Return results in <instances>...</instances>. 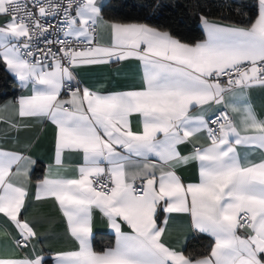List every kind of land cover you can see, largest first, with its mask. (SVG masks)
I'll use <instances>...</instances> for the list:
<instances>
[{
  "label": "snow or ice",
  "instance_id": "snow-or-ice-1",
  "mask_svg": "<svg viewBox=\"0 0 264 264\" xmlns=\"http://www.w3.org/2000/svg\"><path fill=\"white\" fill-rule=\"evenodd\" d=\"M0 15L9 17L0 24V62L29 92L14 110L55 125L57 166L70 153L83 161L76 174L50 171L37 184L35 199H54L74 242L46 258L25 214L29 189L17 179L34 161L0 150V214L14 226L5 235L12 252L30 249L23 257L0 251V264H264V120L246 104L239 124L222 109L209 115L226 94L264 86V0L247 24L202 16L206 39L191 46L147 24L105 21L96 0H0ZM49 17L64 26L62 39L45 37L55 30ZM97 27L108 31L106 46ZM128 58L142 66L138 88L102 93L73 85L79 65ZM133 115L142 129L133 130ZM184 143L192 144L188 155L178 150ZM255 150L259 160L251 158ZM189 161L199 163V182L186 185L176 168ZM93 208L115 232L114 245L100 252L92 245ZM158 209L188 214L193 229L213 238L208 252L193 258L163 240Z\"/></svg>",
  "mask_w": 264,
  "mask_h": 264
},
{
  "label": "crops",
  "instance_id": "crops-1",
  "mask_svg": "<svg viewBox=\"0 0 264 264\" xmlns=\"http://www.w3.org/2000/svg\"><path fill=\"white\" fill-rule=\"evenodd\" d=\"M96 3L102 9L107 3V0H96ZM7 19L9 17L0 15V24H3ZM209 21L219 24H231L215 20ZM201 29L204 34V39H206L203 25H201ZM95 35L100 45L106 46L109 43V34L106 28L97 27ZM4 66L8 74L14 79V82L16 81L21 88L19 79L7 68L6 64ZM73 71L76 76V80L73 81L74 85L76 82H79L81 88L88 87L102 93L131 90L138 88L142 83V66L135 58H128L122 61L113 59L107 64H82L75 67ZM235 91L239 93L240 89H236ZM19 94L18 98L21 95L29 94L28 89L21 88V93ZM62 97L70 98V94L68 96H63L62 94ZM18 98L0 105V150L16 152L34 161L33 164L27 166V178L19 177L17 179L25 182L29 189V199L26 201L27 212L25 214L40 235L41 242L35 245L36 250H43L46 258H48V254L54 255L57 252L72 249L74 242L67 234V221L59 209V205L53 198L36 200V187L38 182L44 179L50 171L52 173L58 172L61 176L76 174L78 167L83 163L82 155L78 153L65 154L64 167L57 166L55 164V125L47 118L19 117L13 108V104L18 101ZM228 103H235L238 110L233 111L231 107L225 108V104ZM245 104L251 107L257 119L264 120V86L254 84L251 87L245 88L243 89V96L239 98L232 94H226L222 104L210 105L213 113L209 115L214 114L216 110H226L231 114L233 122L239 124L242 119V111ZM193 114L195 115V113ZM12 122H15V127L12 126ZM131 126L133 130L142 129V124L139 123L135 115L131 117ZM205 142L203 139L196 141L197 146ZM177 147L182 155H188L193 151L192 144L184 143ZM237 147L240 148V146ZM240 151L247 153L248 149L240 148ZM261 154L260 150L252 151L251 158L259 160ZM152 159L153 162H156L157 158ZM38 165L44 166L43 174L39 180H34L32 175ZM176 173L186 185L189 183H198L199 163L198 161H189L187 164H181L177 166ZM158 216L161 226L166 227L162 239L177 251L184 252L189 239L194 238L198 234L209 237L213 241L212 237L192 228L190 217L186 213H166L158 209ZM165 217H170L166 225L163 223ZM123 227L125 229L127 228L126 225ZM7 231H14V226L6 223V218L0 214V251H3L5 254L11 253L23 257L30 249H16L12 252L11 241L5 235ZM98 233L112 234L115 237V232L108 223L107 217L103 216L99 209L93 208V238Z\"/></svg>",
  "mask_w": 264,
  "mask_h": 264
},
{
  "label": "trees",
  "instance_id": "trees-1",
  "mask_svg": "<svg viewBox=\"0 0 264 264\" xmlns=\"http://www.w3.org/2000/svg\"><path fill=\"white\" fill-rule=\"evenodd\" d=\"M102 17L109 22L142 23L168 32L182 43L195 45L204 40L201 17L231 24H247L258 15V0H107L101 9ZM21 93L18 83L0 62V105L15 100ZM43 165H38L32 178L39 180ZM112 234L98 233L93 238L97 252L112 246ZM213 241L198 234L189 239L183 253L193 258L206 254Z\"/></svg>",
  "mask_w": 264,
  "mask_h": 264
},
{
  "label": "built area",
  "instance_id": "built-area-1",
  "mask_svg": "<svg viewBox=\"0 0 264 264\" xmlns=\"http://www.w3.org/2000/svg\"><path fill=\"white\" fill-rule=\"evenodd\" d=\"M48 20L51 23V25H53L55 30H53V28H49L48 32L45 33V37H47L48 39H53V40L58 39V38L62 39L63 38V32L61 31V29L64 28V26L62 24L58 23V21L56 19H53L51 17H49ZM45 37H41V43H40L41 48L46 47V45L43 43V39ZM47 47H52V45H47ZM56 47H59V45H56ZM81 47H83V46H81ZM62 94H63V96L69 95V94H66L65 92H63ZM224 111L228 114V116L233 121L231 114L226 110H224Z\"/></svg>",
  "mask_w": 264,
  "mask_h": 264
}]
</instances>
